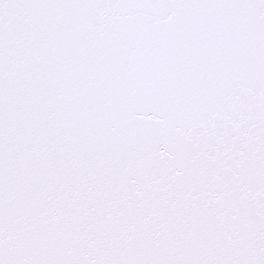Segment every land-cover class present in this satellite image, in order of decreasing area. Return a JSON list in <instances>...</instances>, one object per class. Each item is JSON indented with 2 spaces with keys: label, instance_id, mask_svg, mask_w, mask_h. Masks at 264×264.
<instances>
[{
  "label": "snow or ice",
  "instance_id": "6c2138e0",
  "mask_svg": "<svg viewBox=\"0 0 264 264\" xmlns=\"http://www.w3.org/2000/svg\"><path fill=\"white\" fill-rule=\"evenodd\" d=\"M0 264H264V0H0Z\"/></svg>",
  "mask_w": 264,
  "mask_h": 264
}]
</instances>
